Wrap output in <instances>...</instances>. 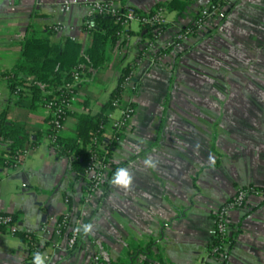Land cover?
I'll return each instance as SVG.
<instances>
[{
  "label": "crops",
  "instance_id": "1",
  "mask_svg": "<svg viewBox=\"0 0 264 264\" xmlns=\"http://www.w3.org/2000/svg\"><path fill=\"white\" fill-rule=\"evenodd\" d=\"M62 1L0 0V123L21 124L29 136L28 156L12 169L6 163L13 142L0 134V213L15 217L14 233L0 231V264L27 263L26 234H33L49 256L46 264L120 259L130 264H264V199L255 197L231 214L227 253L218 260L209 257L220 205L239 187H264V0H237L207 22L206 34L160 48L156 62L137 61L146 39L138 24L131 25L125 45L120 40L107 44L103 67L84 77L83 102L73 108L62 133L63 139L75 138L77 116L101 113L123 70L135 68L139 88L129 96L135 118L110 155L113 173L127 167L134 182L131 191L109 184L101 204L87 199V183L72 171L71 158L51 147L49 112L33 103L29 91L16 93L5 76L20 60L27 38L55 44L70 39L82 50L91 45L93 33L83 28L87 10L60 13ZM169 1L119 0L118 5L148 13ZM211 1L193 0L181 15L169 11L160 47ZM58 22L67 30L50 32ZM148 157L158 161L155 169L145 167ZM66 210L79 223L96 225L73 254L66 251L67 237L52 233Z\"/></svg>",
  "mask_w": 264,
  "mask_h": 264
},
{
  "label": "built area",
  "instance_id": "2",
  "mask_svg": "<svg viewBox=\"0 0 264 264\" xmlns=\"http://www.w3.org/2000/svg\"><path fill=\"white\" fill-rule=\"evenodd\" d=\"M237 0H212L208 6L203 8L198 14L192 17L191 22L183 28L178 29L168 41L160 47L161 39L164 36L167 24L166 16L169 10L165 7L153 9L145 14H137L133 10H121L118 0L103 1H82V0H64L58 7L59 12L66 14L75 7L84 8L88 12L87 19L84 22L86 28H90L88 19L92 16H111L116 18L120 24V30L117 37L120 41H129L130 36L127 33L133 23L142 28L144 35L150 30L151 37L142 42L138 63L150 58L156 62L161 53L160 48L169 50L188 42L194 37L204 35L207 32V22L210 19L218 18L221 14L231 10ZM63 22H58L51 26L49 30L52 33H62L67 30ZM85 67L80 65L71 73V79L65 85L54 88L46 92L42 98V106L49 112L50 132L49 142L51 147L59 154L68 156L72 161L81 162L86 160V168L83 178L87 183L88 198H97L101 204L105 198V190L109 186V181L113 176V168L110 161V155L114 148L123 140L124 136L130 130L131 124L135 118L136 107L129 96L138 91L139 84L136 77V70L133 68L127 74L121 76L119 83V92L110 100V112L107 119L101 122L96 129L91 143L86 147L85 154H74L66 149L61 154L63 146L60 144L62 133L66 127V121L73 108L83 102L81 85L84 80ZM16 93L19 95L26 93L20 87H16ZM28 150L13 151L8 157L6 163L12 169H18L28 156ZM1 181V178H0ZM251 197L264 199V187L244 186L239 187L235 194L220 205L215 213V227L213 238L209 248V257L211 259H221L227 253L232 245V229L230 226V216L233 212L244 208ZM69 204V200L65 201ZM14 216L11 214L0 213V231H13ZM82 225L73 218L72 213L66 210L55 222L52 233L57 238L67 237L66 251L69 254L75 253L81 246L85 235L81 231L77 233L75 229ZM43 232H48L46 226L42 228ZM26 243L25 254L26 264H32L33 253L41 252L43 247L37 241L33 234H26L24 237ZM52 247H58L55 242ZM49 260V256L46 257ZM99 258H96L98 261ZM212 264V263H202Z\"/></svg>",
  "mask_w": 264,
  "mask_h": 264
},
{
  "label": "trees",
  "instance_id": "3",
  "mask_svg": "<svg viewBox=\"0 0 264 264\" xmlns=\"http://www.w3.org/2000/svg\"><path fill=\"white\" fill-rule=\"evenodd\" d=\"M193 0H170L165 4L158 5L156 8L165 7L169 11L177 12L181 15L185 9L191 5ZM119 2V0H118ZM121 10H133L121 7ZM137 14H145L133 10ZM90 28L83 26L84 30L93 33L91 45L82 50L80 44L68 39L63 44L52 43L48 38H27L21 47V58L13 69L5 73L9 85L12 89L20 87L23 92L29 91L32 95L33 103H42L43 90L50 92L54 88L65 85L71 79L72 71L78 66L85 67L84 76L90 75L92 71L100 70L105 62V52L107 44L119 41L117 32L120 24L116 18L111 16H92L88 19ZM166 29V26L164 27ZM51 32V31H50ZM130 36V30L127 32ZM206 34V33H205ZM152 32L144 35L145 38L151 37ZM127 43L122 41V45ZM134 67H126L122 75L130 72ZM121 81V79H120ZM82 88V85H81ZM119 92V87L113 92L111 99ZM110 103L104 110L94 116L79 115L77 135L73 139H60V144L64 149L74 154H85L86 147L91 143L96 129L101 122L106 121L110 112ZM0 134L3 139L13 142L12 151L24 150L29 136L25 133L24 126H7L0 123ZM51 132H49V135ZM48 135V136H49ZM72 171L78 176H83L86 168V160L81 162L73 161ZM15 222V217H14ZM150 251L148 246L146 249ZM146 252V251H145ZM151 254H149L150 256ZM114 264H130V260L120 259ZM143 264H151L145 261Z\"/></svg>",
  "mask_w": 264,
  "mask_h": 264
},
{
  "label": "clouds",
  "instance_id": "4",
  "mask_svg": "<svg viewBox=\"0 0 264 264\" xmlns=\"http://www.w3.org/2000/svg\"><path fill=\"white\" fill-rule=\"evenodd\" d=\"M211 159V158H210ZM145 167L155 169L157 167L158 161L154 160L152 157H148L144 160ZM134 182V174L127 167H119L113 173V176L109 183L115 188L122 191H131ZM96 225L92 222L82 224L78 226L75 231L80 233L81 231L85 236L93 234ZM32 264H46V256L44 253L39 251L33 253Z\"/></svg>",
  "mask_w": 264,
  "mask_h": 264
},
{
  "label": "rangeland",
  "instance_id": "5",
  "mask_svg": "<svg viewBox=\"0 0 264 264\" xmlns=\"http://www.w3.org/2000/svg\"><path fill=\"white\" fill-rule=\"evenodd\" d=\"M132 26H133L134 29H135L137 25H136V23H133ZM182 28H183V27H182ZM189 41H190V40H189ZM189 41H188V42H189Z\"/></svg>",
  "mask_w": 264,
  "mask_h": 264
}]
</instances>
